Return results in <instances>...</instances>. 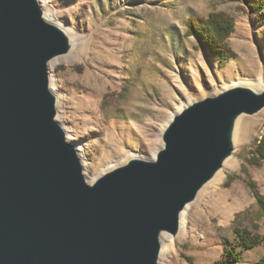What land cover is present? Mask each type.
Wrapping results in <instances>:
<instances>
[{
	"label": "water",
	"instance_id": "1",
	"mask_svg": "<svg viewBox=\"0 0 264 264\" xmlns=\"http://www.w3.org/2000/svg\"><path fill=\"white\" fill-rule=\"evenodd\" d=\"M71 49L38 0H0V264H160L186 204L234 151L235 121L264 108L235 85L174 113L150 158L89 183L58 122L48 62Z\"/></svg>",
	"mask_w": 264,
	"mask_h": 264
},
{
	"label": "rangeland",
	"instance_id": "2",
	"mask_svg": "<svg viewBox=\"0 0 264 264\" xmlns=\"http://www.w3.org/2000/svg\"><path fill=\"white\" fill-rule=\"evenodd\" d=\"M42 1L75 36L71 53L48 74L61 101L57 120L80 147L88 181L131 156L150 158L168 120L185 104L235 83L264 81V18L240 1ZM210 12L235 19L227 60L210 57L186 34L188 17ZM263 137L264 109L240 118L220 177L193 202L179 234L161 238L160 264H212L236 229L264 238V161L252 155ZM263 255L261 244L243 251L237 264Z\"/></svg>",
	"mask_w": 264,
	"mask_h": 264
},
{
	"label": "trees",
	"instance_id": "3",
	"mask_svg": "<svg viewBox=\"0 0 264 264\" xmlns=\"http://www.w3.org/2000/svg\"><path fill=\"white\" fill-rule=\"evenodd\" d=\"M243 3L245 9L255 12L264 18V0H236ZM186 34L192 36L197 42V48L219 61L227 60L233 55L227 38L234 31L235 19L225 12H210L206 16H190L185 21ZM253 157L264 161V137L252 152ZM258 162V163H259ZM257 200L262 204L261 195L250 182ZM233 242L224 240L221 257L212 264H237L240 262L241 253L258 245H264V238L252 234L247 229H236ZM250 264H264V255Z\"/></svg>",
	"mask_w": 264,
	"mask_h": 264
},
{
	"label": "bare ground",
	"instance_id": "4",
	"mask_svg": "<svg viewBox=\"0 0 264 264\" xmlns=\"http://www.w3.org/2000/svg\"><path fill=\"white\" fill-rule=\"evenodd\" d=\"M39 1V4H40V6H41V8H42V10H43V12H44V18L47 20V21H49V22H52V23H54V24H56L57 26H59L60 28H62L63 30H64V32L69 36V38H70V41H71V49H70V51L68 52V53H66V54H63V55H60V56H57V57H54L53 59H51L49 62H48V68H51V66L53 65V64H55V62L56 61H58L59 59V57H62V56H65V55H68L69 53H71V51H72V49H73V47H74V45H75V42H74V39L73 38H75V36L73 35V33L71 32V30H69L68 28H66L64 25H62L61 23H58V22H56L55 21V19L52 17V14H50L49 12H48V10H47V7H46V5H45V2L44 1H42V0H38ZM49 79H50V77H49ZM50 80H52V79H50ZM52 82V81H51ZM52 84L53 83H50V88L52 87ZM260 84H261V86L264 84V81L261 83V79L260 78H258L257 80H255L254 82H252V83H250V85L252 86H248V87H250V88H252V89H254V90H256V91H259V90H261V88L262 87H260ZM235 85H241V84H239V83H235ZM234 85V86H235ZM259 89V90H258ZM51 90H52V88H51ZM52 92L54 93V91L52 90ZM55 94V93H54ZM55 96H56V94H55ZM189 103H191V102H189ZM189 103H187V104H189ZM187 104H185L184 106H186ZM57 106L60 108V106H61V101H60V98H58V96L56 97V108H57ZM183 106V107H184ZM182 107V108H183ZM181 108V109H182ZM264 109V108H263ZM178 112V111H177ZM177 112H175V113H177ZM244 115H240L237 119H236V121H235V126H238V123H239V120H240V118H242ZM172 117V116H171ZM56 118H57V115H56ZM171 119V118H170ZM169 121V120H168ZM166 126V125H165ZM68 136H66V138H67ZM68 140V139H67ZM162 141V140H161ZM162 145V144H161ZM75 146V145H74ZM75 148H76V150H77V152L78 151H80V147H78V146H75ZM156 152V151H155ZM155 152L153 153V155L152 156H154V154H155ZM151 156V157H152ZM131 157H138V156H131ZM131 157H129L128 159H130ZM231 157V156H230ZM230 157H228V158H226L225 160H224V162H223V166L225 165V162L230 158ZM128 159H126V161L128 160ZM125 161V162H126ZM124 163V162H123ZM120 164H122V163H120ZM83 165V164H82ZM119 165V164H118ZM115 166H117V164L115 165ZM115 166H113V167H115ZM113 167H111V168H113ZM110 168V169H111ZM110 169H107V170H110ZM83 170H84V167H83ZM107 170H105V171H107ZM104 171V172H105ZM103 173V172H102ZM102 173H100L99 175H101ZM84 175H85V173H84ZM99 175H97V176H95L91 181H88V179L86 178L87 176H85V178H86V180L89 182V183H91V182H93ZM220 175H221V169L218 171V172H216V174L214 175V177L208 182V183H206L200 190H199V192H198V195H197V197H196V199L194 200L195 202H196V200H198V198L202 195V193L204 192V188H205V186L207 185V184H209L210 182H213L214 180H216V179H218L219 177H220ZM194 201H192V202H190V203H188V204H186V206L182 209V211L180 212V216H179V230H178V234H179V232H180V223H181V228L183 227V221H184V219H185V217L187 216V214H188V211H189V209H190V207L192 206V204H193V202ZM177 234V235H178ZM173 237L172 235H170V234H168V233H166V232H162L161 233V235H160V240H161V238H163V237ZM160 260V259H159Z\"/></svg>",
	"mask_w": 264,
	"mask_h": 264
},
{
	"label": "crops",
	"instance_id": "5",
	"mask_svg": "<svg viewBox=\"0 0 264 264\" xmlns=\"http://www.w3.org/2000/svg\"><path fill=\"white\" fill-rule=\"evenodd\" d=\"M255 260H256V259H255ZM255 260H254V261H255Z\"/></svg>",
	"mask_w": 264,
	"mask_h": 264
}]
</instances>
